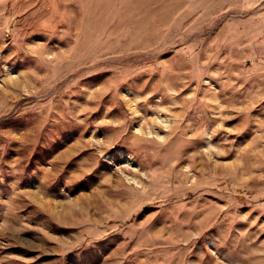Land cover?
<instances>
[{
  "label": "rangeland",
  "instance_id": "1",
  "mask_svg": "<svg viewBox=\"0 0 264 264\" xmlns=\"http://www.w3.org/2000/svg\"><path fill=\"white\" fill-rule=\"evenodd\" d=\"M0 264H264V0H0Z\"/></svg>",
  "mask_w": 264,
  "mask_h": 264
},
{
  "label": "bare ground",
  "instance_id": "2",
  "mask_svg": "<svg viewBox=\"0 0 264 264\" xmlns=\"http://www.w3.org/2000/svg\"><path fill=\"white\" fill-rule=\"evenodd\" d=\"M140 91H141V90H140ZM151 93H152V92H151ZM175 95H176V94H175ZM142 103H143V102H142ZM141 105H142V104H141ZM159 125H160V124H159ZM135 135H136V134H135ZM136 136H137V135H136ZM136 136H135V137H136ZM169 138H170V137H169Z\"/></svg>",
  "mask_w": 264,
  "mask_h": 264
}]
</instances>
